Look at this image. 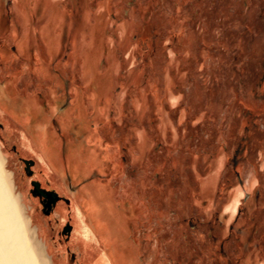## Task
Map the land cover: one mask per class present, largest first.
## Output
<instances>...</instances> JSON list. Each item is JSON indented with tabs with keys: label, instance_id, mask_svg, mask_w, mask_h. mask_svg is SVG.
I'll use <instances>...</instances> for the list:
<instances>
[{
	"label": "rangeland",
	"instance_id": "rangeland-1",
	"mask_svg": "<svg viewBox=\"0 0 264 264\" xmlns=\"http://www.w3.org/2000/svg\"><path fill=\"white\" fill-rule=\"evenodd\" d=\"M8 80L38 100L68 184L0 91L7 168L55 264L105 261L70 209L84 185L141 264H264V0H0Z\"/></svg>",
	"mask_w": 264,
	"mask_h": 264
},
{
	"label": "bare ground",
	"instance_id": "bare-ground-1",
	"mask_svg": "<svg viewBox=\"0 0 264 264\" xmlns=\"http://www.w3.org/2000/svg\"><path fill=\"white\" fill-rule=\"evenodd\" d=\"M10 81L0 82L1 94L9 98L7 103L20 122L27 124L34 119L31 139L37 143L41 161L46 168L45 174H56L67 188L63 167L49 140L48 119L43 115L42 108L37 107L38 100L16 97L19 96L18 92ZM24 107L27 109L23 110ZM30 109L36 114H28ZM1 148L0 145V264H55L46 241L40 237V227L33 223L31 207L25 203L24 196L17 192L15 175L7 168V157ZM76 152L78 150L70 156L69 163L73 178L80 181L90 169L83 163V156ZM95 193L84 185L77 192H71L74 197L70 203V209L77 220L78 234L86 240L87 246L95 243L103 247L105 261L101 262L97 258L92 264H136L138 252L127 238L126 219L121 215L114 217L111 211L105 210L103 200ZM55 205L58 213H62L64 204L57 202ZM84 254L87 258H93L88 255L89 250H85Z\"/></svg>",
	"mask_w": 264,
	"mask_h": 264
},
{
	"label": "water",
	"instance_id": "water-1",
	"mask_svg": "<svg viewBox=\"0 0 264 264\" xmlns=\"http://www.w3.org/2000/svg\"><path fill=\"white\" fill-rule=\"evenodd\" d=\"M26 163L28 164V162L26 161ZM34 185H35V188L37 189V191L41 194V195H43V196H45L48 200H47V202H45V205L47 206V207H51V205L52 204H54L55 202H56V200H58V194L56 193V192H54V191H47V190H45V189H42V188H40V185H39V183H33ZM68 230L70 229V227L69 228H67Z\"/></svg>",
	"mask_w": 264,
	"mask_h": 264
},
{
	"label": "crops",
	"instance_id": "crops-1",
	"mask_svg": "<svg viewBox=\"0 0 264 264\" xmlns=\"http://www.w3.org/2000/svg\"><path fill=\"white\" fill-rule=\"evenodd\" d=\"M42 29V28H41ZM42 32V31H41ZM21 40V38H19L18 39V41H17V43H18V50L21 52V48H20V46H19V41ZM21 47H23L24 49H25V45H21ZM138 260L140 261L139 262V264H141V256H140V254H139V258H138Z\"/></svg>",
	"mask_w": 264,
	"mask_h": 264
},
{
	"label": "flooded vegetation",
	"instance_id": "flooded-vegetation-1",
	"mask_svg": "<svg viewBox=\"0 0 264 264\" xmlns=\"http://www.w3.org/2000/svg\"><path fill=\"white\" fill-rule=\"evenodd\" d=\"M58 197H59V196H58ZM43 199H44V198H43ZM44 201L47 202V198L44 199ZM58 201H59V198H58L57 202H58ZM57 202H56V203H57ZM56 203H55V204H56ZM51 208H52V206H51Z\"/></svg>",
	"mask_w": 264,
	"mask_h": 264
}]
</instances>
